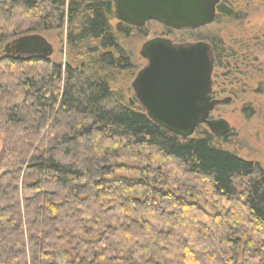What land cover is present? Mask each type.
Returning <instances> with one entry per match:
<instances>
[{
    "label": "trees",
    "instance_id": "16d2710c",
    "mask_svg": "<svg viewBox=\"0 0 264 264\" xmlns=\"http://www.w3.org/2000/svg\"><path fill=\"white\" fill-rule=\"evenodd\" d=\"M115 1L0 0V264H264V171L124 101ZM64 25V66L2 54Z\"/></svg>",
    "mask_w": 264,
    "mask_h": 264
},
{
    "label": "water",
    "instance_id": "95a60500",
    "mask_svg": "<svg viewBox=\"0 0 264 264\" xmlns=\"http://www.w3.org/2000/svg\"><path fill=\"white\" fill-rule=\"evenodd\" d=\"M220 0H116L114 12L122 24L144 28L156 22L174 31H195L212 25ZM4 54L19 59H49L52 46L38 34L7 43ZM139 56L146 61L131 83L135 102L147 118L169 135L188 140L198 127L205 126L213 137L230 131L223 119L212 113L227 99H211L214 61L211 48L204 42L175 45L164 38L142 44ZM133 104V102H130Z\"/></svg>",
    "mask_w": 264,
    "mask_h": 264
},
{
    "label": "rangeland",
    "instance_id": "374dc122",
    "mask_svg": "<svg viewBox=\"0 0 264 264\" xmlns=\"http://www.w3.org/2000/svg\"><path fill=\"white\" fill-rule=\"evenodd\" d=\"M219 5L228 9L231 16L218 13L214 23L201 30L174 31L156 22H148L140 29L128 27V36L120 37L119 44L128 55L132 70L115 74V88L118 86L124 91L126 103L135 102L130 86L137 73L146 66L139 51L150 39L164 38L175 45L197 42L210 45L215 58L213 95L219 100L231 99L228 105L219 106L211 115L212 119H223L230 126L228 134L214 137L213 142L218 148L252 162L264 171V0H221ZM110 23L115 29L116 21ZM39 35L52 46L50 62L64 66L74 56L67 46L66 25ZM0 99L2 108L5 99ZM131 106L138 105L135 102ZM204 132L209 133L206 127H199L193 138L201 137ZM3 139L0 135V146ZM236 189L239 193V188Z\"/></svg>",
    "mask_w": 264,
    "mask_h": 264
},
{
    "label": "flooded vegetation",
    "instance_id": "af4514ba",
    "mask_svg": "<svg viewBox=\"0 0 264 264\" xmlns=\"http://www.w3.org/2000/svg\"><path fill=\"white\" fill-rule=\"evenodd\" d=\"M220 2H221V0H220ZM220 4V3H219ZM219 4H218V6H219ZM217 6V7H218ZM217 7H216V11H217ZM115 13V12H114ZM216 15H217V12H216ZM116 16V15H115ZM216 18V17H215ZM210 46V45H209ZM210 48H211V58L213 59V61H214V63H215V58H214V51H213V49H212V47L210 46ZM213 69H214V65H213ZM212 88H213V81H212ZM211 99H216L215 97H214V95H213V91H212V94H211ZM202 127V126H201ZM205 127V126H204ZM225 136V135H224ZM223 137V136H222Z\"/></svg>",
    "mask_w": 264,
    "mask_h": 264
}]
</instances>
